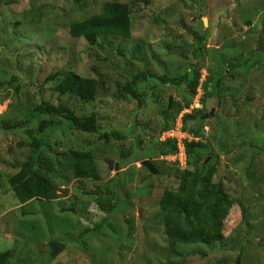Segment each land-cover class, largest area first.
Returning a JSON list of instances; mask_svg holds the SVG:
<instances>
[{
    "label": "rangeland",
    "instance_id": "obj_1",
    "mask_svg": "<svg viewBox=\"0 0 264 264\" xmlns=\"http://www.w3.org/2000/svg\"><path fill=\"white\" fill-rule=\"evenodd\" d=\"M112 2L128 5L131 39L90 47L70 37L72 24ZM263 28L264 0H0V253L11 251V264H264ZM219 58L227 69L215 97L207 82L217 76ZM194 66L199 87L186 110L204 113L200 124L187 123L199 138L184 130L209 151L201 153L206 164L220 160L219 176L198 191L199 202L213 200L216 218L209 244L195 236L171 250L159 203L178 189L182 170L157 151L172 122L164 112L185 102L186 88L158 79H180ZM63 70L99 81L93 104L59 97L57 81L46 80ZM141 74L147 79L132 86L135 99L126 90ZM43 102L81 117L96 114L97 131L34 116ZM112 132L122 138L106 140ZM35 140L46 144L48 177L60 198L21 205L8 180L32 156ZM71 150L93 153L98 180L72 179L63 157ZM54 241L65 249L53 260Z\"/></svg>",
    "mask_w": 264,
    "mask_h": 264
},
{
    "label": "trees",
    "instance_id": "obj_2",
    "mask_svg": "<svg viewBox=\"0 0 264 264\" xmlns=\"http://www.w3.org/2000/svg\"><path fill=\"white\" fill-rule=\"evenodd\" d=\"M69 35L73 39H85L90 47H95L100 40H106L109 37L129 40L132 37L131 31V12L127 4L122 3H107L104 5L102 12L99 15L79 23L72 24L69 30ZM182 38L183 35H182ZM206 36L197 39V43H202L206 40ZM138 50V48L136 49ZM219 69L217 76L208 79V84L213 92L209 93L212 96H220V88L222 87V78L226 72V65L219 58ZM186 73L180 79H169L168 77H160L158 80L172 87L186 88L184 100L182 103H172L168 110L164 112L167 119H172V122L165 123L163 130L172 128L176 122L177 115L189 108L192 97L197 93L199 87V71L195 69ZM152 77V76H151ZM147 79L146 74L136 76L129 84V89L126 90L131 97L138 99V94L132 89L137 82ZM57 81L56 91L59 97H70L82 104H93L96 101L100 90V83L96 79L84 78L77 75L73 71L63 70L50 75L47 82ZM208 86V85H207ZM208 94V93H207ZM188 97V99H187ZM171 110L177 111L173 116ZM34 116L59 117L81 132L94 133L98 129V119L96 114L81 117L73 110L63 104L53 105L49 102H43L36 106L32 111ZM204 113V107L193 114L184 117V129L190 132L193 136L199 138V130L197 126L194 128L188 127L187 123L193 121L195 124L202 122L201 115ZM49 125V121H44L41 124V129L45 130ZM110 136L116 139L122 137L118 133L112 132L105 135L106 140ZM32 156L27 159L20 167V170L13 175L8 184L14 198L21 204L25 205L35 200H58L60 198L58 188L48 177V170L51 164L43 157L46 151V144L40 141H33ZM176 148L170 145H164L157 152L162 155H170L175 153ZM206 151V147L200 141L187 143L186 152L188 156V168L180 169L181 177L179 186L176 191H165L159 203L160 210L163 214V225L165 234L169 241L170 249L174 250L177 245H188L190 239L195 236H200L206 243H210L213 231V225L216 218V207L211 201L199 202L203 194H199L200 185L211 184L213 180L219 176V164H206L202 159V152ZM64 160L70 170L72 179L74 180H98L99 173L96 166V158L92 152L69 151L63 155ZM221 196H224L220 190ZM213 201V200H212ZM221 207V203L219 205ZM245 221L248 222L247 211L242 205ZM50 256L54 260L65 249V245L60 241H54L50 245ZM12 252L5 251L0 253V264H11Z\"/></svg>",
    "mask_w": 264,
    "mask_h": 264
},
{
    "label": "built area",
    "instance_id": "obj_3",
    "mask_svg": "<svg viewBox=\"0 0 264 264\" xmlns=\"http://www.w3.org/2000/svg\"><path fill=\"white\" fill-rule=\"evenodd\" d=\"M195 108L200 106L199 98L196 99ZM194 110V107H191L189 111H183L179 114L176 119V122L172 128L162 133V142L164 144H171L176 148L175 153H172L166 157L169 161L177 163L182 169L188 168V156L186 152L187 143L197 141V139L187 133L183 128L184 117Z\"/></svg>",
    "mask_w": 264,
    "mask_h": 264
},
{
    "label": "water",
    "instance_id": "obj_4",
    "mask_svg": "<svg viewBox=\"0 0 264 264\" xmlns=\"http://www.w3.org/2000/svg\"><path fill=\"white\" fill-rule=\"evenodd\" d=\"M263 32H264V28H263V30H262V34H263ZM187 38L190 39L191 37H187ZM261 46H262V43H261V38H260L259 49H260V50H263V49L261 48ZM212 152H213V150L211 151V153H212ZM142 165H143L146 169L149 170V172H150L151 175H157V174H158L157 169H156V168H155L150 162L145 161ZM108 166H109L110 169L115 168L116 171H119V169H120V167H119V166H120L119 163H115V165H114V162H113V161H108Z\"/></svg>",
    "mask_w": 264,
    "mask_h": 264
}]
</instances>
